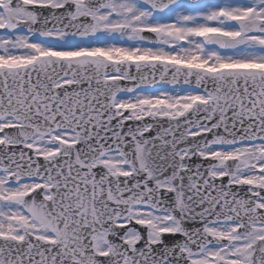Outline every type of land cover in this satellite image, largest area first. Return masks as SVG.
Returning <instances> with one entry per match:
<instances>
[{
	"label": "snow or ice",
	"instance_id": "snow-or-ice-1",
	"mask_svg": "<svg viewBox=\"0 0 264 264\" xmlns=\"http://www.w3.org/2000/svg\"><path fill=\"white\" fill-rule=\"evenodd\" d=\"M0 264H264V0H0Z\"/></svg>",
	"mask_w": 264,
	"mask_h": 264
},
{
	"label": "water",
	"instance_id": "water-1",
	"mask_svg": "<svg viewBox=\"0 0 264 264\" xmlns=\"http://www.w3.org/2000/svg\"><path fill=\"white\" fill-rule=\"evenodd\" d=\"M134 71V69H133ZM156 88H160V87H164V85H162L159 81L157 82V84L155 85Z\"/></svg>",
	"mask_w": 264,
	"mask_h": 264
}]
</instances>
